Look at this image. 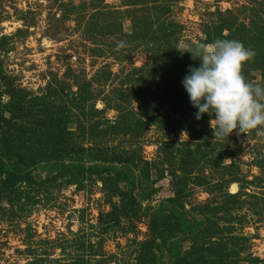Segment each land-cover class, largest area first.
I'll return each mask as SVG.
<instances>
[{
	"label": "rangeland",
	"instance_id": "obj_1",
	"mask_svg": "<svg viewBox=\"0 0 264 264\" xmlns=\"http://www.w3.org/2000/svg\"><path fill=\"white\" fill-rule=\"evenodd\" d=\"M163 24V36L171 32L169 44L149 37ZM220 27L224 31L215 40L230 33L238 38L239 31L256 40L264 30V0H0V107L11 102L10 94L29 106L20 124L30 135L20 134L12 147L19 152L37 131L29 116L51 103L71 117L67 127L81 146L89 147L91 132L94 138L104 133L99 145L109 150L105 156L110 149L115 155L139 152L160 190L152 206L179 192L187 211L208 217L196 243L208 261L264 264V133L234 130L213 140L214 117L208 114L183 131L181 114L160 95L143 103L134 94L126 113L115 109L114 100L108 105L120 90L122 97L139 90L138 80L162 62L164 48L180 52L182 45L205 43L206 32L217 35ZM263 67L245 64L242 75L264 85ZM129 112L134 122L148 124L143 137L110 138L111 127ZM30 149L40 159L49 148ZM61 174L20 201L0 191V264H152L151 255H160L153 239L175 235L174 224L165 225L163 217L153 234L147 217L111 229L106 215L120 199L107 175L87 168L82 176ZM190 247L184 242L181 253ZM164 255V262L177 264Z\"/></svg>",
	"mask_w": 264,
	"mask_h": 264
},
{
	"label": "trees",
	"instance_id": "obj_2",
	"mask_svg": "<svg viewBox=\"0 0 264 264\" xmlns=\"http://www.w3.org/2000/svg\"><path fill=\"white\" fill-rule=\"evenodd\" d=\"M166 30L167 26L163 24V27L156 35L149 36L151 41L159 43L162 40L169 44L171 32L169 35L163 36L165 32L167 33ZM223 31L224 27L218 28L217 35L207 31L205 43L215 41V38H217L215 36H218ZM239 32L238 38L234 37L235 34L230 33L229 37H221V39L240 41L246 48L255 52V56L243 65L249 64L254 66V68L256 67L255 69H257L258 65L264 66V30L261 31L262 33L256 39L259 41L251 40L249 39V34ZM254 41L257 43L254 44ZM162 51L160 58L158 57L162 62L158 66L154 65L149 72L140 77V81L138 80L139 90L130 91L125 97H122L124 92L120 90L115 93L114 99H110L108 105H111L110 102L114 100L113 103H118L114 105L115 109L119 113H126V106L130 105L128 100L136 98V96H133L134 94H138L143 103L147 98H158L159 95L162 98L164 96L166 99L162 101L170 103L177 113L181 114L183 125H185L182 126V130L189 131L187 126L191 122L193 124L196 122V119H194L196 109L191 106L181 81L187 74L189 66L198 67L200 61L198 59L193 60L189 53L185 52L182 54L175 49H170L169 51L168 48H164ZM0 79L4 80L1 66ZM142 94L144 98L141 97ZM10 97L11 102L0 107V191L12 196L17 195L16 201H20L23 199L24 194L28 196L30 191L35 189L39 191L46 183L55 182L60 173L66 176L73 172H79V176H82L87 168L95 176L102 177L103 174H106V180L114 183L116 197L120 199L119 204L115 205L112 212L106 215L107 218L112 220L106 223L110 224L109 227L111 229L123 224L122 221L129 225V222L140 220L143 217H147L152 222V234L160 228L159 222H162V217L165 225L166 222L168 225L170 221L171 224H174L175 235L170 237L172 240H168L164 236L156 237L160 239V242H156V238L153 239V246H156V251L160 252V255H151V262H154L152 264H168L167 260V263L163 261L165 253H167L169 259L175 260L177 264H218L217 262L208 261L206 256L202 255L205 251L196 248L198 235L207 226L208 217L196 216L193 212L187 211L181 201L179 192H176L174 198L163 201L159 206H152L154 196L160 190L154 188L155 182L151 181L150 166L140 157V153L128 152V156L125 153L115 155L114 150L110 149L112 155L109 157L105 156L104 153L109 150H102L99 144L106 138V135L100 132V138H94L92 136L93 133H90L91 143L88 148L81 146L80 142H75L74 138L77 134L69 131L67 127V119L71 117L65 115V112L54 103H51L50 108L46 107L45 110L38 109L36 116H29L37 121V131L31 133L35 136L29 148H24L26 149L25 152L13 149L15 140L21 137L19 136L20 134L23 137L30 135L28 130L21 131L20 124L22 115L29 109V106L26 107L25 103L22 102L16 103L13 94H10ZM161 106L163 105L158 104L157 108ZM154 109L151 108L146 113L151 110L154 111ZM6 112L10 115L9 118L5 117ZM25 116L27 115L25 114ZM134 120L135 117L131 112L119 118L117 123L111 127L110 138L126 136L129 133H132L134 138L143 137L148 124L140 120L134 122ZM94 124L90 126L91 129L97 127ZM186 124L188 125L186 126ZM190 132H195V128ZM85 136L84 134L83 138H80L84 139ZM95 141H98V143ZM41 144L49 149L45 150V153L40 154L42 157L37 159L38 151L32 156L29 153V149L33 145L36 147V145ZM35 147L30 149V151L32 152ZM115 151H117V148ZM97 169H100V171H96ZM174 177L177 178L178 175L175 174ZM20 184H25V187L19 186ZM175 185L180 187L181 184ZM31 187H33V190ZM166 212L168 217L165 216ZM102 220L103 218L100 219L101 222ZM187 241L191 243V247L188 251L181 253L183 243ZM148 250H150L149 247ZM253 262L257 264V260ZM250 264L252 263L250 262Z\"/></svg>",
	"mask_w": 264,
	"mask_h": 264
},
{
	"label": "clouds",
	"instance_id": "obj_3",
	"mask_svg": "<svg viewBox=\"0 0 264 264\" xmlns=\"http://www.w3.org/2000/svg\"><path fill=\"white\" fill-rule=\"evenodd\" d=\"M178 51L200 61L198 67L189 66L181 84L196 109L194 118L214 117L209 120L213 140L228 138L234 130L264 133V85L252 84L242 75L243 64L255 56L253 50L237 40L216 39L185 44Z\"/></svg>",
	"mask_w": 264,
	"mask_h": 264
}]
</instances>
